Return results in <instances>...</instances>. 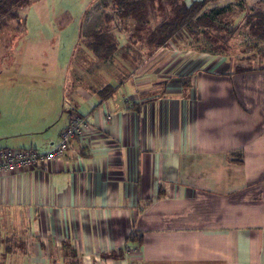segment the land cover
<instances>
[{"label":"crops","instance_id":"1","mask_svg":"<svg viewBox=\"0 0 264 264\" xmlns=\"http://www.w3.org/2000/svg\"><path fill=\"white\" fill-rule=\"evenodd\" d=\"M122 42L70 84L53 134L0 110L2 147L51 149L72 109L94 127L0 175V264H264V64L141 43L128 60Z\"/></svg>","mask_w":264,"mask_h":264},{"label":"rangeland","instance_id":"2","mask_svg":"<svg viewBox=\"0 0 264 264\" xmlns=\"http://www.w3.org/2000/svg\"><path fill=\"white\" fill-rule=\"evenodd\" d=\"M105 1H108L107 5ZM147 1L152 2L147 16L130 25V29L122 28L127 25L121 24L123 20L119 18L118 6L113 0H99L91 7L93 0H29L27 5L19 8L22 21L6 14L0 16L2 113L21 123L28 120L41 126L47 122L44 129L49 127L47 134H53L71 106L70 84L77 79L85 80L81 71L91 72L88 67L96 60L88 46L89 38L96 40L91 34L100 30L99 35L110 41L123 40L118 54L122 57L128 55V60H132L129 49L132 43L146 44L151 48L164 45L157 46L161 36L160 32L155 35V31L159 24L174 16L172 6L164 4L165 0ZM159 1H163L161 9ZM217 4L226 10L225 16L216 19V28L208 29L206 34L202 29L198 33L186 29V34L176 33L169 38L165 42L166 48L182 53L190 47L195 51L192 55L199 53L200 56L203 54L200 48L206 46L215 49L207 52L216 53V62L222 60L231 66L238 64L242 69L245 65L251 67L247 63L253 61V67H261L264 64V37L261 39L253 34L247 21L253 15V9L264 10V2L218 0ZM106 28L108 33L103 35ZM14 103H17V112L12 111L11 104Z\"/></svg>","mask_w":264,"mask_h":264},{"label":"trees","instance_id":"3","mask_svg":"<svg viewBox=\"0 0 264 264\" xmlns=\"http://www.w3.org/2000/svg\"><path fill=\"white\" fill-rule=\"evenodd\" d=\"M98 1L94 0L90 7ZM262 1L264 2V0ZM28 2L29 0H0V16L6 14L10 17H15L18 13H22L19 8L27 5ZM217 2L218 0H165L164 4L172 6L171 10L174 12V16L157 26L158 29H156L155 35L160 32L161 36L156 42L157 46L165 44L176 33L186 34V29L197 33L202 29L206 34L208 29L216 28V19L225 16L226 10L224 6L218 5ZM105 4L107 5L108 1H105ZM113 4L118 6L119 18L123 20L120 21L121 24L126 23L127 25L122 27L124 29H130V25L137 20L144 19L147 16L148 8L152 6V2L147 0H113ZM162 7L163 1H159V8L161 9ZM258 9H253V15L248 19L247 25L253 34L262 39L264 37V10ZM87 11H85V16ZM98 31L101 32L100 30ZM98 31L90 35L93 38L96 37L95 41H91L90 38L88 40V46L91 48L90 51H92L91 54L96 60L110 56L118 44L117 40L110 41L108 37L100 36ZM102 33L106 35L108 28ZM205 49L211 50L213 48L208 47ZM111 91L112 88L110 87L104 88L105 95L110 94Z\"/></svg>","mask_w":264,"mask_h":264},{"label":"built area","instance_id":"4","mask_svg":"<svg viewBox=\"0 0 264 264\" xmlns=\"http://www.w3.org/2000/svg\"><path fill=\"white\" fill-rule=\"evenodd\" d=\"M70 120L59 133L58 142L49 150L39 151L33 147H2L0 146V175L13 173L22 168L36 167L62 159L73 139L80 142L89 141L94 131L87 115L69 110ZM106 120L110 115H105ZM90 142V141H89Z\"/></svg>","mask_w":264,"mask_h":264}]
</instances>
